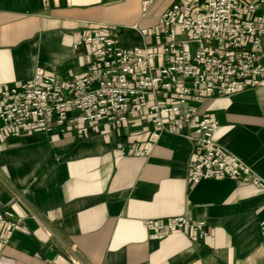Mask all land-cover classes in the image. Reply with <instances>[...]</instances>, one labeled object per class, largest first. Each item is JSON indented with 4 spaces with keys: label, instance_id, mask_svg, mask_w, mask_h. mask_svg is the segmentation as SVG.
<instances>
[{
    "label": "crops",
    "instance_id": "obj_1",
    "mask_svg": "<svg viewBox=\"0 0 264 264\" xmlns=\"http://www.w3.org/2000/svg\"><path fill=\"white\" fill-rule=\"evenodd\" d=\"M174 0H0V85L29 80L37 65L58 79L83 74L81 30L112 24L130 46ZM216 143L264 180V79L201 104ZM148 126L132 120L102 134L0 138V204L26 225L0 245V264H264V187L248 180L188 179L191 143L161 133L146 156ZM203 219L209 242L149 236L143 220Z\"/></svg>",
    "mask_w": 264,
    "mask_h": 264
},
{
    "label": "built area",
    "instance_id": "obj_2",
    "mask_svg": "<svg viewBox=\"0 0 264 264\" xmlns=\"http://www.w3.org/2000/svg\"><path fill=\"white\" fill-rule=\"evenodd\" d=\"M147 7L150 0H141ZM152 42L130 46L112 24L83 29V74L58 79L37 65L33 76L0 85V138L102 134L136 120L148 126L141 147L120 151L146 156L161 133L191 143L188 179L264 180L214 140L218 122L203 112L209 98L257 87L264 79V0H174L143 29ZM149 236L179 233L191 241L214 240L203 219L183 215L146 218ZM26 225L0 204V245ZM264 236V219L259 223ZM71 264H82L74 260Z\"/></svg>",
    "mask_w": 264,
    "mask_h": 264
}]
</instances>
